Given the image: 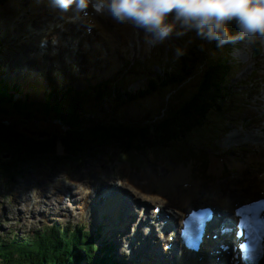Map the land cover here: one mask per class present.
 I'll return each mask as SVG.
<instances>
[{
	"label": "rangeland",
	"instance_id": "374dc122",
	"mask_svg": "<svg viewBox=\"0 0 264 264\" xmlns=\"http://www.w3.org/2000/svg\"><path fill=\"white\" fill-rule=\"evenodd\" d=\"M22 1L0 0V86L10 90L14 98L22 103H46L51 98V103L60 102L63 105L72 94L68 92L63 95L68 88L85 92L97 85L108 84L109 90L111 86L121 91L131 90L134 93L132 102H127L121 96V99L113 101L111 97L103 99L97 106V103L87 98V107L80 115V122L85 125L102 120L125 126H140L158 119L161 113L168 118L175 117L184 101H188L196 90L201 72L212 62L213 57H232L231 73L235 77L231 80L233 89L222 102L221 113L210 112L207 116L208 123L198 132L185 134L174 142H163L158 146L154 143L150 148L134 149L136 152L126 153L124 147L110 144L103 150L96 148L78 153L71 159L58 161L57 157L43 158L34 164L19 167L18 177L5 180L10 183L0 179V237L25 241L28 237L32 238V234L38 230L42 231L53 225L69 229L84 225L85 231L94 238L101 228L102 237L96 240L95 251L102 247L103 242L113 243L116 245L117 258L121 259L120 255H123L128 263L132 260L133 264H152L156 257L151 253L153 247L145 246L144 229L141 230L143 236L135 238L133 243L132 236L135 233L130 228L132 222L129 226L125 225L126 228L121 223L125 217L129 219L131 214L142 215L146 211L150 215L153 206L160 207L167 213L176 211L177 208L171 202L154 200L151 196H138L144 204L152 206L147 210H138L133 202L128 204L132 200L128 195H134L130 191L139 192L137 181L140 180L138 185L141 186L150 178L155 180V177L161 175L163 180H169L168 175L184 168L190 183L200 189L196 195L198 199L191 207L212 204L221 209L214 203V199L223 193L232 200L239 201L261 195L255 182H264V158L260 157V153L257 154L264 147V37L244 36L219 43L195 27L185 25L170 13L165 22L173 28L164 39H157L135 25L136 29L131 30L132 38L124 44L118 42L121 35H117L112 50L105 40L108 34L90 36L88 30L90 40L84 41L79 34H69L65 30L76 26L78 21L65 17L66 22L62 23L57 18L59 14L52 16L50 12V16H45L39 13L48 11L45 9L46 5L39 0ZM56 8L58 7L52 6V12ZM65 11L62 10V13L65 14ZM17 12L19 17L12 19L7 30L8 21ZM35 12L41 17L34 15L28 20V16ZM49 22L52 25L48 27ZM124 22L126 21L119 23ZM225 27L230 36H238L239 29L234 20L228 21ZM90 29L93 30L91 27ZM256 41L261 43L263 50L256 58L251 55L248 57L250 47ZM23 45L24 53L20 50ZM186 46L192 47L194 53L204 52L208 63L195 69L192 72L193 79L189 82L181 75L176 77V83L164 88L159 86L155 92L138 98L137 93L144 91L148 85L147 77L161 78L164 73L169 72L175 75L182 62L185 64L184 72L187 71L190 60L185 53ZM227 51L231 55L226 56ZM34 84L43 88V97L34 96L36 93L32 91L37 89ZM39 106L41 105H33L32 110H28L32 113L29 117L31 121L28 122L39 125H32L35 133L48 135L53 130L58 132L61 127L50 120L51 116L35 111ZM7 118L22 130L26 129L18 122L20 119L24 121V117L13 114ZM56 152L58 156L63 154L60 144H56ZM6 159L1 158L2 161ZM123 181L125 187L120 185ZM94 187L100 190L94 193ZM112 187L122 192H116L121 201H117L118 204L114 201L109 214L95 216V209L105 205L109 194H113ZM91 192L93 201H87ZM89 201L93 203L92 207L87 204L88 208H84ZM123 204L127 208H123ZM116 209L119 217L115 219V225L111 222L110 215ZM119 225L122 228L117 229L116 226ZM129 233L131 234L128 235ZM140 237L144 242L140 241ZM155 243L159 245L157 255H161L159 251L164 250L163 242Z\"/></svg>",
	"mask_w": 264,
	"mask_h": 264
},
{
	"label": "trees",
	"instance_id": "16d2710c",
	"mask_svg": "<svg viewBox=\"0 0 264 264\" xmlns=\"http://www.w3.org/2000/svg\"><path fill=\"white\" fill-rule=\"evenodd\" d=\"M187 49L185 53L190 60L187 71L184 72L185 64L182 62L175 75L169 72L161 78L147 77L148 85L144 91L137 93L138 98L155 92L159 86L164 88L176 83L178 76L190 77L195 69H200L205 53H194L191 47ZM230 63V59L214 58L213 64L207 65L201 72L195 92L188 101H184L175 117L168 118L161 113L158 119L140 126L102 120L84 125L79 120L87 107L85 98H90L97 106L103 99L111 97L113 101L124 98L132 102L133 93L128 90H117L113 86L109 90L108 84H103L83 93L70 94L63 105L60 102L51 103V98H48L42 105V112L53 116L54 119L50 120L61 129L41 138V132L35 133L32 128V125H39L28 122L31 121L28 113L31 104L15 99L10 90L0 86V179L5 181L18 177L19 167L34 164L43 158L57 157L58 161L71 159L84 151L103 150L110 144L124 147L126 153L136 152L134 149L150 148L154 143L158 146L163 142H174L185 134L202 130L208 123L206 115L213 111L221 112L224 98L234 87ZM13 114L24 117V121L20 119L18 122L25 126V130L7 118ZM1 116L4 118L1 119ZM56 144L63 147L61 156L57 155ZM1 158L7 159L2 161ZM83 229L46 228L25 241L0 237V264H125L112 255L113 251L107 244L102 248L103 255L96 254L92 244L95 240L86 236Z\"/></svg>",
	"mask_w": 264,
	"mask_h": 264
},
{
	"label": "bare ground",
	"instance_id": "6f19581e",
	"mask_svg": "<svg viewBox=\"0 0 264 264\" xmlns=\"http://www.w3.org/2000/svg\"><path fill=\"white\" fill-rule=\"evenodd\" d=\"M22 1V0H21ZM38 1V0H37ZM40 3L45 4L48 11L43 10L42 12L39 11V13L44 14L45 16L48 15L50 16V12L53 14H59L60 16H58L57 18H60V22H66L65 21V15H70L71 17H73V19L75 21H78V24L76 25L74 22V24L76 26L71 27V28H65V30L69 33V34H79L80 35V39H83L84 41H89L90 40V36L93 34H97L98 36L100 35H107V38L105 39L108 42L109 47H111L112 50H114V43L115 40L117 38V35H121L120 38H118V42L120 43H126L127 41H129L132 37H131V30L134 28L133 26V22L131 21H126L123 24H127L126 26L123 24H120L118 21H116L115 19H113L109 13L107 12L106 8L103 9L102 14L101 15H96L92 21H93V26H91L88 22L87 19H81L79 17V19H77L76 17L79 15V12L81 11L80 9H78L75 5L73 7V9L68 10L66 12V14L64 15L62 13V9L56 8L54 12H52L51 7L54 6L53 0H39ZM34 2V1H33ZM23 3V1H22ZM18 4H20V2H18ZM24 4V3H23ZM27 4V3H26ZM34 4V3H33ZM32 5V3H31ZM51 6V7H50ZM19 8V7H18ZM23 7H21L20 9H22ZM18 9L20 12H23L22 10ZM34 9V8H33ZM25 11V10H24ZM28 11V10H27ZM36 11V10H35ZM32 13V12H31ZM11 15V14H10ZM36 15L37 18H40L41 15L37 14L36 12L33 13L31 16H28V20L32 19V17ZM18 12L15 13L13 15V18H11L8 21L7 24V30L8 26H11V23L13 22L12 19H16L18 18ZM10 18V17H9ZM55 18V17H54ZM15 21V20H14ZM52 21V20H51ZM58 21V20H56ZM69 21V20H68ZM71 21V20H70ZM57 23V22H56ZM59 23V22H58ZM92 23V22H91ZM70 24V23H69ZM51 22L48 23V27L51 26ZM62 25V24H61ZM93 29L92 32L90 33V36L88 34V30L87 28L90 27ZM52 30V29H51ZM80 30V31H79ZM82 30L84 31V34H82ZM86 32V33H85ZM117 32V33H116ZM52 34V33H51ZM66 34V33H65ZM42 36V35H41ZM75 36V35H74ZM106 37V36H105ZM44 38V37H43ZM94 38H96L94 36ZM49 38H46V40H48ZM50 42V40H48ZM264 43V41H262ZM99 43V40H96V44ZM25 49V45H23L20 50H23L22 52L24 53ZM66 52V49H65ZM59 55V53H58ZM57 57V56H54ZM34 87H36L37 89H34L32 92H35L36 94H34V96H38V97H43V88H41L40 86H38V84H34ZM250 137V136H249ZM262 141V140H261ZM264 141V140H263ZM232 142V141H231ZM260 153V157L264 158V147L260 148L258 153ZM261 158H259L260 160ZM187 171L182 168V169H177L174 172H172L169 176V180H163L162 177L163 175H161L160 177H155L156 179L153 180L152 178H150L149 181H145L143 184H141V186L138 185V182L140 183V180L136 182V186L139 189V192L136 191H130L132 194L134 195H128L132 200H129L128 203L130 204V202L132 201L134 204H139V205H144V202L142 200H140L138 198V196L140 198H144V196H148V197H153V199H162L163 201L166 202H171L174 204V206L178 209H176V211H174V215L175 217H171L172 221H176L177 218L176 216H181L182 214L186 213L187 208L193 204H195V200H197L198 196L196 197L197 193H198V186H194L190 183V181L188 180L187 176H186ZM151 176V175H149ZM152 177V176H151ZM112 179V178H111ZM164 179H166V177H164ZM190 179V178H189ZM257 182H255L256 184V188L259 187V189L263 192L264 194V182H259L258 180H256ZM195 183V182H194ZM254 183V182H253ZM254 184V185H255ZM122 187H125L126 185L124 184V181L120 184ZM251 185V184H250ZM94 186V185H93ZM114 186V185H113ZM79 187V186H78ZM255 187V186H254ZM106 188V187H105ZM118 189V188H117ZM252 189V188H251ZM100 189L98 187H94V193H97ZM113 190V194H110L108 197V201L105 203V205H103L101 208H97L95 209L94 213L95 216H99L101 213H107L109 214L111 212V210L114 207V201H121L119 198L120 196H118L116 194V192L118 193H122L121 191L116 190V188L112 187ZM110 190V191H111ZM129 190V189H128ZM200 190V189H199ZM164 193H168L170 195L166 196ZM92 192L89 194L90 197H92ZM216 194V193H215ZM137 195V196H135ZM89 196H87V198H89ZM230 197V196H229ZM227 195L223 194H218L215 199H214V203H216L221 209H219L220 211H224L227 216H229V214L233 212L234 207V203L237 202L238 199L236 200H232L231 198H229ZM123 200V199H122ZM258 200L257 198H251L248 201H243L241 202L242 204L251 202V201H255ZM126 203V202H125ZM132 203V204H133ZM240 203V204H241ZM87 204L89 205V207H92L90 204L91 202L89 201L88 203L85 204L84 208H88ZM118 204V203H117ZM126 204H123V206H125ZM170 205V204H169ZM130 206V205H129ZM173 206V205H172ZM143 207V206H142ZM174 208V207H173ZM133 209V208H132ZM154 207L152 208L153 211ZM129 211V210H128ZM137 212V211H136ZM132 215V214H131ZM101 217V215H100ZM119 217V213L116 211L114 212V214L110 215V219L111 222H113L115 225V219H117ZM122 217V216H120ZM154 217V213H150V215H147L146 212H144V217H141L142 221H145L148 218H152ZM226 217V216H225ZM230 217V216H229ZM222 218H224V216L222 215ZM233 217H230V220H232ZM98 220V219H97ZM121 225L126 228V220H124ZM122 226H116L117 229L122 228ZM112 227V226H111ZM114 228V227H113ZM137 228H140L141 230H143V226H138ZM146 230V229H145ZM125 232V229L123 230ZM139 233V232H138ZM142 235V234H141ZM143 236V235H142ZM162 238V242H163V236ZM142 239V238H141ZM228 239V238H227ZM133 240V239H132ZM131 240V241H132ZM224 238L221 237L218 239L219 242H223ZM224 245H226L225 242H223ZM166 243L163 244V246H165ZM146 248H149V246L153 247L152 250V254L158 258H154L152 264H168L167 260L165 259L164 255H157L158 253V247L159 245L155 244V242L153 241V235L150 234L149 238L146 239ZM207 248V247H206ZM203 249H205V246H203ZM155 251V252H154ZM206 253H209V251L207 249H205ZM218 256H222L221 258L226 262L225 257L227 256L226 253L224 252H219ZM164 258V260H161V258ZM208 257V256H207ZM206 257V258H207ZM148 258V257H147ZM150 259V258H149ZM197 258H188L187 256H184L183 254H179L177 255V259H176V264H211L209 262H199L197 263ZM262 262V261H261ZM260 262V264H261ZM145 264H149V263H145Z\"/></svg>",
	"mask_w": 264,
	"mask_h": 264
},
{
	"label": "clouds",
	"instance_id": "9594fccd",
	"mask_svg": "<svg viewBox=\"0 0 264 264\" xmlns=\"http://www.w3.org/2000/svg\"><path fill=\"white\" fill-rule=\"evenodd\" d=\"M53 3L62 10L75 3L84 10L90 0H53ZM94 7L96 11L106 8L116 21H132L157 39H164L172 31L173 26L165 22L170 13L219 43L244 36L264 37V0H98ZM232 20L239 29L235 37L225 27Z\"/></svg>",
	"mask_w": 264,
	"mask_h": 264
},
{
	"label": "water",
	"instance_id": "95a60500",
	"mask_svg": "<svg viewBox=\"0 0 264 264\" xmlns=\"http://www.w3.org/2000/svg\"><path fill=\"white\" fill-rule=\"evenodd\" d=\"M259 46H258V44H255L254 45V56H256L258 53H259ZM42 137V135H40V138Z\"/></svg>",
	"mask_w": 264,
	"mask_h": 264
}]
</instances>
